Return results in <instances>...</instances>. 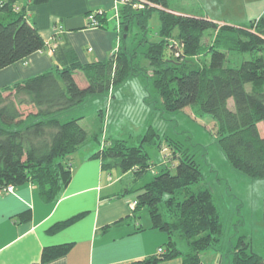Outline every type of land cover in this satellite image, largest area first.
<instances>
[{
    "label": "trees",
    "instance_id": "obj_1",
    "mask_svg": "<svg viewBox=\"0 0 264 264\" xmlns=\"http://www.w3.org/2000/svg\"><path fill=\"white\" fill-rule=\"evenodd\" d=\"M47 1L29 0V4ZM143 1L145 8L140 10L134 8L135 1L121 6L118 33L122 45L109 59L81 63L71 54L62 60V69L0 90V188L33 182L44 202L58 201L72 179L70 160L88 138L79 124L84 117L63 122L61 115L90 96L108 94L133 76L147 75L139 54L152 70L147 75L150 85L167 112L191 106L197 117L211 116L230 165L251 178H264V136L258 127L264 123V17L242 28L174 13L169 0ZM18 2L0 1V70L45 49L43 37L26 15V6L17 7ZM153 12L160 21L156 38L149 37ZM209 31L212 41L205 45ZM130 32L131 45L127 43ZM227 62L237 66L226 67ZM78 71L84 75L85 86L76 80ZM230 100L234 109L229 107ZM153 136L151 131L145 133L139 144L131 146L124 140L100 142L97 138L102 148L93 156L102 160L105 170L133 172L135 181L143 183L133 190V213L147 207L152 229L168 236L163 254L130 264H160L179 257L183 264H203L202 255L223 234L214 193L208 187L192 190L204 179L201 164L189 148L170 138L166 141L174 169L167 162L148 177L154 166L146 145L155 143ZM75 219L57 225L58 229ZM177 239L186 242V252L178 248ZM72 248L73 243L46 247L42 262L65 256ZM232 264H264V258L250 251L241 238Z\"/></svg>",
    "mask_w": 264,
    "mask_h": 264
},
{
    "label": "crops",
    "instance_id": "obj_2",
    "mask_svg": "<svg viewBox=\"0 0 264 264\" xmlns=\"http://www.w3.org/2000/svg\"><path fill=\"white\" fill-rule=\"evenodd\" d=\"M24 5L45 49L0 70V90L51 69H62V60L71 54L81 63L100 62L122 45L117 23L112 21L115 18L110 16L114 0H48L41 4L19 0L17 7ZM90 13H96L101 27L90 26ZM54 43L58 48L52 51ZM75 76L77 80L78 72ZM114 90L108 97L117 98ZM96 153V146L90 145L76 151L74 161L70 160L72 179L58 201L44 202L33 182L15 187L13 193L0 189V264H130L157 255L165 241L164 232L152 229L151 220L146 226L139 224L127 202L129 189L119 192L112 188L121 176L112 181L105 178L102 160L93 157ZM24 213L29 215L20 219ZM72 218L76 219L58 229L57 225ZM67 243H73L67 255L42 262L46 247ZM176 260L175 264H183L182 259Z\"/></svg>",
    "mask_w": 264,
    "mask_h": 264
},
{
    "label": "rangeland",
    "instance_id": "obj_3",
    "mask_svg": "<svg viewBox=\"0 0 264 264\" xmlns=\"http://www.w3.org/2000/svg\"><path fill=\"white\" fill-rule=\"evenodd\" d=\"M171 10H179L187 14L209 17L220 25H233L247 28L251 22L264 17V0H169ZM114 16V12H110ZM116 24L115 20H112ZM150 38H156L160 21L157 12L150 18ZM135 30H138L135 28ZM132 32L127 40L133 43ZM213 32L206 33L203 44L212 41ZM141 38V34H140ZM178 41V39H175ZM138 61L146 66V74L151 76L152 70L147 67V61L140 54ZM226 67L237 66L227 62ZM147 75L140 74L130 78L128 82L114 90L117 98L108 94L94 95L70 111L61 115V121L84 117L79 124L87 131L88 138L83 147L96 146L97 152L102 148L100 142L105 140H124L128 145L139 144L140 137L152 132L155 143L146 145L154 166L148 177L167 163L176 165L171 159V149L167 138L182 143L190 149L201 164L204 179L191 188H210L214 193L223 223V234L219 241L202 255L203 264H232V254L242 238L249 250L264 258V178H251L235 170L228 162L224 150L217 141V122L211 116L197 117L193 107H186L179 112H167L163 100L153 91ZM77 81L83 86L85 78L78 71ZM110 100V101H109ZM229 107L234 109V101ZM260 134L264 136V123L258 125ZM74 161V155L72 156ZM106 176L119 182L112 187L123 192L125 188L130 212L136 199L135 187H141L142 182H136L133 172L123 174L119 169L104 170ZM145 178L143 180L146 181ZM125 197V198H126ZM137 221L143 226L148 225L150 217L147 207H141L136 212ZM134 219V218H133ZM165 241H168L164 232ZM177 246L183 252L188 250L185 241L177 239ZM182 259L181 257H179ZM174 258L166 262L176 263ZM164 262V263H166Z\"/></svg>",
    "mask_w": 264,
    "mask_h": 264
},
{
    "label": "built area",
    "instance_id": "obj_4",
    "mask_svg": "<svg viewBox=\"0 0 264 264\" xmlns=\"http://www.w3.org/2000/svg\"><path fill=\"white\" fill-rule=\"evenodd\" d=\"M132 1H135L133 6L134 8H137V9H144L145 8V4L146 2H144L143 0H114V18L116 20V23H117V29L118 31L120 30V27H121V21H120V8L121 6L129 3V2H132ZM103 14V13H101ZM88 20L90 21V26L93 27V28H97V27H100L101 26V23L96 15V13H90L88 15ZM62 27H59L58 28V31L59 32H62ZM57 47L56 43L52 44L50 46V50H54L55 48ZM2 191L4 192H7V193H13L15 188L13 186H5L3 188H0ZM135 203L132 204V210L135 209ZM158 253L159 254H163L164 253V250L162 248H160L158 250Z\"/></svg>",
    "mask_w": 264,
    "mask_h": 264
},
{
    "label": "water",
    "instance_id": "obj_5",
    "mask_svg": "<svg viewBox=\"0 0 264 264\" xmlns=\"http://www.w3.org/2000/svg\"><path fill=\"white\" fill-rule=\"evenodd\" d=\"M125 37H126V35H125Z\"/></svg>",
    "mask_w": 264,
    "mask_h": 264
}]
</instances>
